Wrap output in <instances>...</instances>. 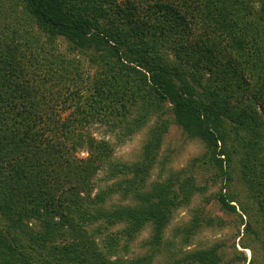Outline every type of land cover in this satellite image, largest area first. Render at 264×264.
I'll return each mask as SVG.
<instances>
[{
    "label": "trees",
    "instance_id": "1",
    "mask_svg": "<svg viewBox=\"0 0 264 264\" xmlns=\"http://www.w3.org/2000/svg\"><path fill=\"white\" fill-rule=\"evenodd\" d=\"M10 2L0 18L24 14L39 34L14 46L0 38V264H151L152 254L122 253L147 225L159 251L174 212L206 189L182 172L147 184L169 113L227 180L238 157L251 199L239 202L242 247L257 245L250 263L264 264V0ZM58 38L73 56L57 51ZM90 48L102 52L86 68L76 54ZM154 115L140 159L113 158ZM96 125L115 145L92 134ZM113 193L131 202L104 207ZM217 201L235 212L232 197ZM194 211L176 229L184 242L214 222ZM223 253L213 244L165 264H221Z\"/></svg>",
    "mask_w": 264,
    "mask_h": 264
},
{
    "label": "rangeland",
    "instance_id": "2",
    "mask_svg": "<svg viewBox=\"0 0 264 264\" xmlns=\"http://www.w3.org/2000/svg\"><path fill=\"white\" fill-rule=\"evenodd\" d=\"M10 0H0V4L10 6ZM8 26V27H7ZM27 34H39L37 29L29 25L25 15L7 16L5 19L0 18V38L5 40L10 46H14L21 39H27ZM45 36H42L44 41ZM57 51L67 56H73L67 51V44L62 38L56 40ZM102 50L88 49L84 53L77 52L83 67L88 66L89 56L99 55ZM86 56H85V55ZM93 70V69H91ZM67 113V112H66ZM169 120L168 130L164 134L161 146L158 150L157 159L150 171L147 184L165 180L174 173L182 172L184 174L194 175L200 185L206 187L203 193L196 194L191 202L184 207L177 209L163 232V239L158 250H152L148 244L152 234V228L145 226L135 238L129 242L127 251L121 250L124 259L135 258L138 256L152 254L151 264H165L166 261L178 256L181 251H190L210 247L213 244H220L223 253L221 264H251L252 258L260 259L262 250L255 245L253 253L247 248H243L245 243L244 225L247 217L241 210L240 203H250L247 196L246 188L239 176L238 157L232 156L231 167H225L230 172V179H226V175L221 174L219 168L212 161H204L201 157L206 154V145L199 138L187 136L182 128L172 121V117L166 114ZM157 121V116L150 118L148 123L140 130L136 131L124 142L116 143V138L112 134H106V128L100 125L92 127V134L95 137L106 136L115 146L112 157L125 162L137 161L141 157V152L145 139L148 136L149 128ZM85 150L79 152L80 156L85 155ZM206 162V163H205ZM105 175L102 168L98 171L95 180L98 182ZM108 180V183H112ZM105 184L96 185L92 193H96L99 188H103ZM222 193L232 197L235 201L231 204L235 205V212H229L218 201L217 196ZM92 194V195H93ZM129 197L123 199L120 194H111L110 198L105 200L104 207L111 208L119 203H130ZM253 208V207H251ZM201 209L203 217L214 218L213 225H202L197 231H193L188 235V242L182 241L184 233L177 234V228L183 227L191 219L194 210ZM221 221V224L218 222ZM1 224V223H0ZM124 224L119 223L110 229L116 232L123 228ZM177 229V230H176ZM90 230V229H89ZM99 235H104L103 229ZM98 240V239H97ZM99 244V243H98Z\"/></svg>",
    "mask_w": 264,
    "mask_h": 264
}]
</instances>
